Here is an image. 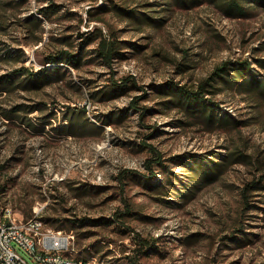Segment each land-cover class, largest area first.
Listing matches in <instances>:
<instances>
[{
    "label": "rangeland",
    "instance_id": "1",
    "mask_svg": "<svg viewBox=\"0 0 264 264\" xmlns=\"http://www.w3.org/2000/svg\"><path fill=\"white\" fill-rule=\"evenodd\" d=\"M52 1L63 10L45 21L43 41L37 43L20 20L39 16L50 0H0V54L7 55L0 59V78L21 67L22 59L31 69L43 68L49 54L63 49L55 41L62 36H72V52L77 54L81 34L97 30L106 39L116 36L129 44L123 51L126 58L106 65L96 54L98 40L84 47L81 68L70 67L63 81L41 90L0 94V202L24 219L43 206L46 226L74 235L72 255L78 259L109 264H131L130 259L138 264H264V192L251 193L250 210L243 204L244 189L264 172V99L253 101L233 92L219 95L222 112L244 124L239 130L208 133L181 124L182 116L163 109L155 93L167 82L196 84L226 61H248L257 78L264 79V68L256 63L264 59V7H250L247 17L233 18L209 3L183 10L167 5L168 0ZM107 1L157 10L152 14L165 21L140 31L138 24L113 13L104 15V22L94 21L97 17L88 11ZM130 78L137 87L127 95L99 99L98 92L111 91ZM144 92L149 96L143 98ZM39 103L47 109L27 112ZM17 108L20 111L11 114ZM68 108L85 110L92 123L90 117L111 124L104 126L102 135L87 131L84 137H61L55 129ZM144 111L148 113L142 116ZM51 113V123H45ZM42 128L45 131L39 132ZM226 147H242L251 157L202 189L183 188L186 195L174 190V196H162L145 179L152 176L146 167L156 158L152 149L163 160L154 166L159 180L178 174L185 181L181 160L222 155ZM124 171L129 173L120 178ZM128 209L130 216L115 218ZM48 220L67 225L58 229ZM99 220L96 226L93 222ZM146 243L152 246L148 254L143 253Z\"/></svg>",
    "mask_w": 264,
    "mask_h": 264
},
{
    "label": "trees",
    "instance_id": "2",
    "mask_svg": "<svg viewBox=\"0 0 264 264\" xmlns=\"http://www.w3.org/2000/svg\"><path fill=\"white\" fill-rule=\"evenodd\" d=\"M28 1L29 0H21V2L25 4ZM206 3L215 5L226 15L233 18L247 17L250 7H264V0H168L166 4L187 10ZM62 10V5L56 4L54 1L50 0L49 6L42 7L39 10L40 16L32 15L20 20V23L27 30L28 36H33L35 41L40 43L43 41L45 21H51L52 18ZM154 12H157V10H139L121 6L110 1H107L106 4L100 6L95 11H88L90 16L97 17L94 18L96 22H104L103 16L108 13H113L122 21H129L130 24H138V31L153 25L156 27L163 25L165 19L155 16V14H152ZM68 15L74 17L76 14L68 12ZM81 39L82 41L77 44V54L72 52V49L76 48L72 36L66 35L59 39H55L63 49L49 54L46 57V65L39 70H34L25 66V61L22 59L21 67L13 70L11 74L4 75L0 78V94L10 93L18 89L26 91L41 90L63 81L67 78L68 69L70 67L77 70L81 68L83 64L82 51L84 47L98 40L96 54L106 65L112 67L116 60H123L126 58L123 51L129 44L124 43L116 36L106 39L104 38V34L97 30L86 36L81 34ZM4 57H7V55L0 54V59H4ZM256 63L261 68H264V59H258ZM188 67L189 66H185L184 71L188 70ZM255 73L256 70L252 68V65L248 61H226L216 67L208 77L198 81L196 84L189 86L167 82L157 87L155 93L161 98L163 109L174 110L182 116L180 121L181 124L189 127H198L208 133H226L232 130H239L244 122L223 113L216 99L219 95L229 92L237 93L238 95H248L253 101L264 99V79H258ZM130 82H133L131 84L132 86L128 85ZM114 85L117 84L115 83ZM136 87L134 80L130 78L127 79L123 85L117 86L111 91H100L97 95L100 94L99 99L101 101H108L127 95L131 89H135ZM149 94L150 93L144 92L143 98L148 97ZM140 99L141 97L134 99L131 107L135 108L134 106ZM44 109H47V105L45 103H39L30 107L27 112L32 113ZM18 111H20L19 108L11 111V114L14 115ZM86 113L85 110L80 111L79 109L68 108V111L62 118V125L56 128L55 131L61 137H84L87 135V131L102 135L104 126L111 124L110 120H105L103 124L100 123L98 126L87 118ZM146 113L148 112L144 111L142 116ZM52 116V113L49 114L43 121H45V123H51ZM6 117L8 119H13L9 115H6ZM38 131L43 132L45 130L42 128ZM225 150L226 151L222 155L214 153L210 154V156L197 157L191 160H181L183 163L181 168L186 171V179L183 181L182 177L178 174H165L162 180L157 178L154 166L162 165L163 160L159 156V153L152 149L156 154V158H152V160L146 163V167L151 171L152 176L145 179L150 180L149 187L152 191L162 196H168L169 193H173L171 196H174V190L181 191L183 188L187 191H189L190 188L202 189L220 180L233 165L244 163L251 157L242 147L235 148V150H230V147H226ZM2 170L3 167H0V172ZM261 171H264V168H262ZM127 173L129 172L124 171L120 178H123ZM155 181H157L156 184H154ZM187 182L190 186L186 185ZM255 191L264 192V172H262L259 180L253 181L244 189L243 204L245 210L251 209V202H253V200L249 198L252 197L251 193ZM181 193L182 195L187 194V192L183 190ZM126 215H131V209H128L125 213H116L115 218L119 220ZM48 223L58 229H65L67 225L65 222L57 224L51 220H48ZM93 223L96 226L101 225L100 220ZM240 242L242 244L248 243L246 240H241ZM146 244L147 249L143 252L144 254H148V249L152 247L150 243ZM130 263L138 264L134 259H130Z\"/></svg>",
    "mask_w": 264,
    "mask_h": 264
},
{
    "label": "built area",
    "instance_id": "3",
    "mask_svg": "<svg viewBox=\"0 0 264 264\" xmlns=\"http://www.w3.org/2000/svg\"><path fill=\"white\" fill-rule=\"evenodd\" d=\"M90 107L86 106L88 115ZM43 213L44 207H37L31 218H20L11 205L0 202V264H109L73 257L74 235L46 226Z\"/></svg>",
    "mask_w": 264,
    "mask_h": 264
}]
</instances>
